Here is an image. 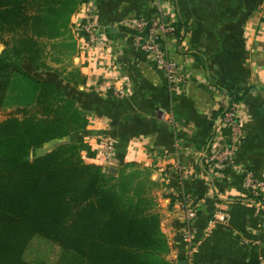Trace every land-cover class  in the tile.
<instances>
[{
  "label": "crops",
  "instance_id": "1",
  "mask_svg": "<svg viewBox=\"0 0 264 264\" xmlns=\"http://www.w3.org/2000/svg\"><path fill=\"white\" fill-rule=\"evenodd\" d=\"M96 6L102 42L86 46L82 38L68 67L72 78L52 81L89 118L68 140L82 137L95 152L112 141L109 160L95 161L148 169L171 264L187 259L189 232L196 243L189 264H264V0H97ZM134 17L184 22L182 40L165 41L184 82L170 83L154 55L133 45ZM119 88L124 92L116 95ZM235 97L240 135L220 115ZM226 147L233 148L229 160L213 161ZM249 175L261 184L258 194ZM189 211H196L194 219Z\"/></svg>",
  "mask_w": 264,
  "mask_h": 264
},
{
  "label": "trees",
  "instance_id": "2",
  "mask_svg": "<svg viewBox=\"0 0 264 264\" xmlns=\"http://www.w3.org/2000/svg\"><path fill=\"white\" fill-rule=\"evenodd\" d=\"M31 2L36 0H0V26L50 25L49 37L57 38L77 7L73 0H46L45 9L32 13ZM45 11L53 15L49 21ZM174 25L182 40L184 22ZM20 32L16 53L0 55V108L12 78L22 71L18 62L35 61L36 40ZM31 81L34 105L0 121V264H33L24 252L35 235L63 248L58 264H170L148 169L130 163L112 173L95 161L97 152L82 137L37 155L45 143L86 128L89 118L54 83ZM239 100H229L220 115Z\"/></svg>",
  "mask_w": 264,
  "mask_h": 264
},
{
  "label": "rangeland",
  "instance_id": "3",
  "mask_svg": "<svg viewBox=\"0 0 264 264\" xmlns=\"http://www.w3.org/2000/svg\"><path fill=\"white\" fill-rule=\"evenodd\" d=\"M45 1L46 0H36V2H31L27 6V10L33 13L38 9H45L43 4ZM87 1L88 0H73V3H76L77 7L73 13L70 14L67 12L70 14V24L62 30L61 35L57 38L49 37L48 33L51 32L54 27L50 25L45 26L44 24L39 27L40 24H30L29 26L22 24L19 29L16 27L11 29L7 26H3V24L0 26V46H4L0 55L4 52H8V55L16 53V49H19L23 41L20 40V31L28 32L37 42V47H35L32 52L35 61L26 58L20 63L18 62L22 71L16 73L12 78L7 90L5 103L3 107L0 108V121L11 115L21 116L22 112H19L21 107L27 108L34 105L37 92L35 83H33L31 79L54 83L52 82L53 80H58L61 77L67 79L72 78L71 76L74 70H68V67L72 56L79 50V44L82 41L80 23L83 22L84 19L77 17L76 13L80 10H85V3ZM51 17H53V15L50 12H44V20L49 21ZM57 25L60 26L59 22ZM39 31L46 32L38 34ZM11 60H13V58H11ZM37 71H41L40 73L44 75L40 77V75L36 74ZM36 107L38 109L41 108L38 106ZM70 136L71 135L63 139H55L45 143L41 148L37 149V155L44 154L63 143L71 142L68 140ZM103 167L112 172L110 168L114 166L108 163L103 165ZM120 168L123 169V166H120ZM120 168H118V171ZM118 171L112 173L116 174ZM156 188L155 185L151 186L154 192ZM63 253V248L52 240L41 235H35L27 245L24 257L33 264H58Z\"/></svg>",
  "mask_w": 264,
  "mask_h": 264
},
{
  "label": "built area",
  "instance_id": "4",
  "mask_svg": "<svg viewBox=\"0 0 264 264\" xmlns=\"http://www.w3.org/2000/svg\"><path fill=\"white\" fill-rule=\"evenodd\" d=\"M97 0H88L85 3L86 17L83 22L80 23L82 30V38L84 39L86 46L97 45L102 42L104 38V32L99 21V16L97 14ZM132 24L136 30L135 35L132 38V43L135 47L140 48L146 53L154 55L159 65L165 69L169 81L172 84H179L184 82L186 79L185 72L183 69L173 60L169 59L167 50L165 47V41L168 36L176 37V28L174 23H166L164 20H147L145 18L134 17L132 19ZM124 92L123 88L116 89L115 94L121 95ZM236 103L231 108H226L223 120L229 124L235 134H241L242 126L239 123L236 116ZM114 144L112 141H105L97 150V157L103 161H108L111 153L114 152ZM233 152V148L226 147L221 152H215L212 155L213 161L225 162L228 161ZM177 170L181 177H185V170L182 166H177ZM248 186H251L254 193L258 194L257 187L261 184L254 183L251 175L248 177ZM196 211H189L187 216L189 219H194L196 217ZM186 241L189 242V253L187 260L190 262L192 253L195 250V235L189 232L186 237Z\"/></svg>",
  "mask_w": 264,
  "mask_h": 264
},
{
  "label": "water",
  "instance_id": "5",
  "mask_svg": "<svg viewBox=\"0 0 264 264\" xmlns=\"http://www.w3.org/2000/svg\"><path fill=\"white\" fill-rule=\"evenodd\" d=\"M4 46H0V53L2 52ZM110 170L112 172H117L118 169L116 167H111ZM178 264H189V261L187 259L181 260Z\"/></svg>",
  "mask_w": 264,
  "mask_h": 264
}]
</instances>
